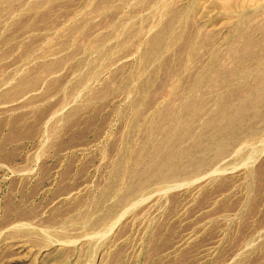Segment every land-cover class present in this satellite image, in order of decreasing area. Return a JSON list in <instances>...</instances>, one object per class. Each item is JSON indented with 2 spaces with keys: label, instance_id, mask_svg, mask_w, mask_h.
I'll return each mask as SVG.
<instances>
[{
  "label": "rangeland",
  "instance_id": "1",
  "mask_svg": "<svg viewBox=\"0 0 264 264\" xmlns=\"http://www.w3.org/2000/svg\"><path fill=\"white\" fill-rule=\"evenodd\" d=\"M0 264H264V0H0Z\"/></svg>",
  "mask_w": 264,
  "mask_h": 264
}]
</instances>
